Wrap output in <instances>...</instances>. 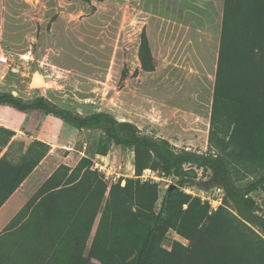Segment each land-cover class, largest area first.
<instances>
[{
    "label": "rangeland",
    "instance_id": "374dc122",
    "mask_svg": "<svg viewBox=\"0 0 264 264\" xmlns=\"http://www.w3.org/2000/svg\"><path fill=\"white\" fill-rule=\"evenodd\" d=\"M159 2L0 0V44L14 55L12 65H0V91L31 99L41 90L51 101L81 114L108 111L145 133L170 139L177 147L206 151L211 116L195 117L179 110L177 102L170 108L166 103L171 100L170 92L156 90L147 70L154 66L150 53H146L145 66L140 58L145 16L153 21L161 9ZM257 60L256 49L249 43L240 50L237 61L226 67L233 70L249 106L250 127L239 130V140L247 149L264 153V66ZM38 74L46 85L32 84ZM219 107L224 116L233 111L234 104L228 100ZM1 125L20 133L11 147L16 157L21 144L33 139L51 145L34 178L12 205L29 200L59 165L72 169L84 156L106 182L107 192L91 231L79 242L69 238L65 229H58L53 204L47 198L29 213L28 221L8 231L0 248V264H117L128 260L135 248L134 228L128 229L124 217L113 223L103 212L111 187H124L128 179L140 188L145 201L157 196L153 211L165 209L171 223L157 237L153 264H221L207 245L197 244L192 236L209 223L222 201L223 189L204 190L179 183L180 175L186 173L208 179L209 170L186 165L178 172H168L150 164L138 174L133 149L112 144L107 153H100L99 130H79L41 111L21 112L2 105ZM251 196L264 215V189Z\"/></svg>",
    "mask_w": 264,
    "mask_h": 264
},
{
    "label": "trees",
    "instance_id": "16d2710c",
    "mask_svg": "<svg viewBox=\"0 0 264 264\" xmlns=\"http://www.w3.org/2000/svg\"><path fill=\"white\" fill-rule=\"evenodd\" d=\"M89 2L90 0H84ZM141 42L140 58L146 64V53L154 57L145 32ZM252 43L258 55V65L264 66V0H225L220 56L211 112L208 149L200 151L177 147L169 139L143 132L135 124L119 121L108 111L81 114L48 99L41 90L31 99H24L10 91H0V106H11L21 112L41 111L53 115L79 130H99L100 153H107L110 145L133 149L136 153V171L141 174L150 164L164 170L180 171L186 165L210 171V177L197 179L191 174L180 175L179 183L198 186L204 190L223 189V198L209 223L193 234L197 244L207 245L208 250L221 264H264V215L257 210L251 194L264 189V153L247 149L239 140V130L250 127L249 106L244 92L227 69L237 61L240 50ZM153 68L147 70L153 71ZM231 100V113L220 114L219 105ZM223 116V117H221ZM232 131L230 133V128ZM16 131L0 126V207L18 189L51 150V145L33 139L28 145L21 144V152L10 157L11 142ZM230 135L227 139L226 137ZM128 179L124 187L113 185L104 209V216L113 223L119 218L126 220L128 229L136 235L134 252L128 260L117 264H153L155 242L160 233L171 223L165 209L154 212L157 196L145 201L140 188L132 186ZM107 192V184L90 159L82 157L74 168L61 164L42 184L39 190L11 219L0 234V248L5 245L8 231L21 222L28 221L29 213L47 198L54 207L52 217L59 230L65 229L69 238L80 241L91 231L94 219ZM127 202H130L128 205ZM122 239V238H121ZM0 250V257H2ZM224 256L223 258H221Z\"/></svg>",
    "mask_w": 264,
    "mask_h": 264
},
{
    "label": "crops",
    "instance_id": "0c3cea01",
    "mask_svg": "<svg viewBox=\"0 0 264 264\" xmlns=\"http://www.w3.org/2000/svg\"><path fill=\"white\" fill-rule=\"evenodd\" d=\"M129 2L131 4V0ZM158 5L161 9L155 12L154 20L145 16L142 29L154 57L155 68L150 73L155 88L170 92L171 100L166 101L170 108H175L174 102H177L179 110L195 117L207 113L211 116L225 0H160ZM19 136L16 131L10 143L16 142ZM8 149L6 146L0 156ZM9 156L16 158L13 148ZM41 163L0 207V234L28 200L11 204L34 178Z\"/></svg>",
    "mask_w": 264,
    "mask_h": 264
},
{
    "label": "built area",
    "instance_id": "2783aa9c",
    "mask_svg": "<svg viewBox=\"0 0 264 264\" xmlns=\"http://www.w3.org/2000/svg\"><path fill=\"white\" fill-rule=\"evenodd\" d=\"M14 62V55L6 47L0 44V65H12ZM221 202H219L220 204Z\"/></svg>",
    "mask_w": 264,
    "mask_h": 264
},
{
    "label": "bare ground",
    "instance_id": "6f19581e",
    "mask_svg": "<svg viewBox=\"0 0 264 264\" xmlns=\"http://www.w3.org/2000/svg\"><path fill=\"white\" fill-rule=\"evenodd\" d=\"M37 81L38 80V82H40V84H45L46 85V80L44 79V77L42 76V75H40V74H38V76H36L34 79H33V81Z\"/></svg>",
    "mask_w": 264,
    "mask_h": 264
},
{
    "label": "water",
    "instance_id": "95a60500",
    "mask_svg": "<svg viewBox=\"0 0 264 264\" xmlns=\"http://www.w3.org/2000/svg\"><path fill=\"white\" fill-rule=\"evenodd\" d=\"M32 84H33V85H39L40 82H38V80H37V81L35 80V81L32 82Z\"/></svg>",
    "mask_w": 264,
    "mask_h": 264
}]
</instances>
